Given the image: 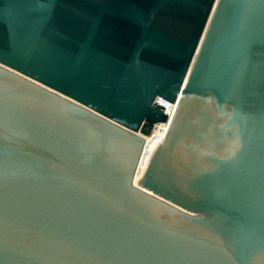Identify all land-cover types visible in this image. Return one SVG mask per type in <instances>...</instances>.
<instances>
[{
	"label": "water",
	"instance_id": "1",
	"mask_svg": "<svg viewBox=\"0 0 264 264\" xmlns=\"http://www.w3.org/2000/svg\"><path fill=\"white\" fill-rule=\"evenodd\" d=\"M0 264H264V0H0Z\"/></svg>",
	"mask_w": 264,
	"mask_h": 264
}]
</instances>
